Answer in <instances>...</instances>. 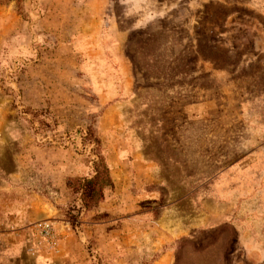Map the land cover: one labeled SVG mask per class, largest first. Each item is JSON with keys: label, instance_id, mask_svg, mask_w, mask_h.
Masks as SVG:
<instances>
[{"label": "rangeland", "instance_id": "1", "mask_svg": "<svg viewBox=\"0 0 264 264\" xmlns=\"http://www.w3.org/2000/svg\"><path fill=\"white\" fill-rule=\"evenodd\" d=\"M263 258L264 0H0V264Z\"/></svg>", "mask_w": 264, "mask_h": 264}, {"label": "trees", "instance_id": "2", "mask_svg": "<svg viewBox=\"0 0 264 264\" xmlns=\"http://www.w3.org/2000/svg\"><path fill=\"white\" fill-rule=\"evenodd\" d=\"M37 113V112H34ZM93 141L97 145V150L101 145L100 139L90 129L85 141ZM67 188L71 195L81 202L79 210L91 212L99 207L105 201L106 189H114V182L111 175L110 168L106 159L100 157L98 161L94 162V173L91 177H72L68 179ZM78 210L72 206L69 212L71 219H76L73 211Z\"/></svg>", "mask_w": 264, "mask_h": 264}, {"label": "built area", "instance_id": "3", "mask_svg": "<svg viewBox=\"0 0 264 264\" xmlns=\"http://www.w3.org/2000/svg\"><path fill=\"white\" fill-rule=\"evenodd\" d=\"M39 233L45 238L51 246L58 244V236L53 228V225L49 222H44L38 225Z\"/></svg>", "mask_w": 264, "mask_h": 264}, {"label": "crops", "instance_id": "4", "mask_svg": "<svg viewBox=\"0 0 264 264\" xmlns=\"http://www.w3.org/2000/svg\"><path fill=\"white\" fill-rule=\"evenodd\" d=\"M234 217H235V219H237V220H235L236 221L235 223H237V225H239L241 227L240 229H242L243 233H245L247 230H250L253 232V230H251L252 229L251 226L248 228L246 223H244V219H243L242 215H240L239 220H238V214L237 213H235ZM243 243H246V245L248 244L246 241H244ZM40 262L43 264V260L42 261L40 260Z\"/></svg>", "mask_w": 264, "mask_h": 264}]
</instances>
